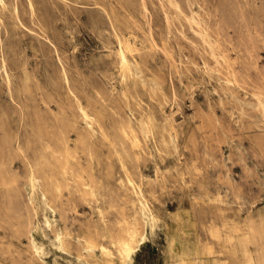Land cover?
<instances>
[{
  "label": "rangeland",
  "instance_id": "obj_1",
  "mask_svg": "<svg viewBox=\"0 0 264 264\" xmlns=\"http://www.w3.org/2000/svg\"><path fill=\"white\" fill-rule=\"evenodd\" d=\"M249 263L264 0H0V264Z\"/></svg>",
  "mask_w": 264,
  "mask_h": 264
},
{
  "label": "bare ground",
  "instance_id": "obj_2",
  "mask_svg": "<svg viewBox=\"0 0 264 264\" xmlns=\"http://www.w3.org/2000/svg\"><path fill=\"white\" fill-rule=\"evenodd\" d=\"M96 6V5H95ZM14 7V6H13ZM110 20V19H109ZM169 20V19H168ZM2 24V23H1ZM177 29V28H176ZM195 46V45H194ZM181 48V47H180ZM120 54H121V63L123 64V66H124V68H130L129 67V60H128V58H127V56H126V53H125V49L122 47L121 48V52H120ZM58 56V55H57ZM61 60V59H60ZM126 71V70H125ZM65 74V73H64ZM27 78V77H26ZM122 78V77H121ZM29 80V79H28ZM171 80V79H170ZM135 87V86H134ZM124 96V95H123ZM77 100V99H76ZM77 102V101H76ZM128 102V101H127ZM152 104V103H151ZM77 105V104H76ZM179 106V105H178ZM129 109V108H128ZM84 110V109H83ZM115 112V111H114ZM84 114H85V116L86 117H88V118H90V121H92L93 120V117L91 116V115H89L86 111H84ZM95 124V123H94ZM90 125V124H89ZM146 130V129H145ZM94 135V134H93ZM137 148H138V146H137ZM159 153V152H158ZM166 156V155H165ZM163 163V162H162ZM31 178H30V184H31V188L34 190V189H36L37 188V186H38V181H37V178H36V176L34 175V174H32L31 176H30ZM37 193V192H36ZM142 205L144 206V208H146L147 207V205H146V203H142ZM263 231V228H258V229H256V228H251V232H250V234H249V236H248V240H255L256 239V237L258 236V235H260L261 234V232ZM38 248H42L40 245H38L37 246ZM37 250V249H36ZM37 251H39V250H37ZM41 251V250H40ZM107 252V251H106ZM134 252H135V246H134V244H132V243H129V242H124V247H123V250H122V256H123V259H124V261H127V260H131L132 259V257H133V254H134ZM262 261V259H259L258 260V262H261ZM249 264H251V263H249Z\"/></svg>",
  "mask_w": 264,
  "mask_h": 264
}]
</instances>
